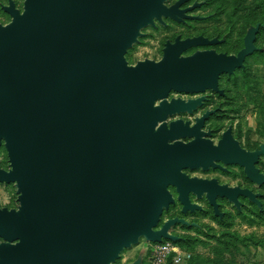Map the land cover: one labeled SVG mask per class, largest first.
<instances>
[{"label": "water", "instance_id": "95a60500", "mask_svg": "<svg viewBox=\"0 0 264 264\" xmlns=\"http://www.w3.org/2000/svg\"><path fill=\"white\" fill-rule=\"evenodd\" d=\"M184 0L12 1L11 22L0 23V147L11 169L0 180L15 182L20 206L0 208V264H112L141 236L176 240L173 218L155 229L164 208L201 209L189 192L207 198L221 214L217 195L240 207L238 195L261 206L250 189L216 179L191 177L184 167H245L264 182L255 166L261 149L247 152L229 128L217 145L201 135L206 112L192 128L169 114L195 108L201 99L167 100L172 90L219 92L221 74L244 65L256 50L259 24L237 54L214 50L181 56L202 37L168 42L160 60L129 65L124 53L140 29L162 15L182 20ZM161 99L158 105L156 100ZM159 121H163L158 127ZM196 135L188 143L180 135ZM170 140H174L170 142Z\"/></svg>", "mask_w": 264, "mask_h": 264}, {"label": "rangeland", "instance_id": "374dc122", "mask_svg": "<svg viewBox=\"0 0 264 264\" xmlns=\"http://www.w3.org/2000/svg\"><path fill=\"white\" fill-rule=\"evenodd\" d=\"M10 1L15 4L14 0H9V4ZM174 1L164 0V4L168 5ZM19 2L23 11L25 0ZM187 2L192 4L185 9L190 13L186 20L184 17L182 20L170 17L173 21L154 17L153 23L140 29V35L124 53L125 59L129 65H136L146 59L160 60L170 40L199 33L205 34L198 36L203 38V42L187 47L181 52V56H190L197 51L205 50L234 53L242 46L243 35L250 24L258 22L248 29L249 31L259 24L255 37L256 50L245 58L242 67H237L232 73L221 74L219 83L225 91L221 89L222 92L219 93L225 96H217L211 100L210 104L219 108L214 109L209 106L208 111H214L215 115L207 126L216 128L217 133L226 128H233L234 134L243 145L255 148L253 151L259 150L264 144V28L260 30V26L264 25V0H184L182 3ZM4 5L7 6V1L0 0V23L7 24L11 22L12 16L5 10ZM158 22L161 26L157 25ZM211 35L216 37L210 39L208 36ZM209 92L205 90L191 95H199L197 99L200 98L202 101ZM182 94L185 93L172 90L169 97L174 98ZM156 102L159 103L160 99ZM182 114L180 112L172 114L167 121ZM205 133L211 137L210 130L205 129ZM217 133L214 138L217 137ZM220 162L217 163L216 168L225 169V166L232 164L228 167L238 170L233 165L237 163H226L222 160ZM255 166L264 173V152L259 156ZM0 167L11 169L4 145L0 147ZM210 167L211 165L208 168L186 167L183 171L191 177L220 176L222 180H229L235 184L234 187L242 188L238 183L245 182L243 177L233 178ZM168 188L171 193L179 196L175 186L170 185ZM252 188L254 190L252 192L260 199L261 206L249 197L256 205L249 202L246 208H241L240 215H236L232 202H226L225 210L230 212L231 216L224 221L212 213L202 199L203 194L198 196L192 192L195 203L199 206L203 205L206 210L196 213L195 210H190L193 213H188L189 210L182 209L183 216L178 218L179 220L168 230L171 235L175 236L176 233L184 236L185 239L181 240L179 236H175L176 240L163 238L161 241H153L141 236L136 243L125 247L112 264H264V182L255 181ZM18 198L16 183L0 180V207L18 209L20 206ZM234 204L236 205L235 202ZM241 205L240 203V207ZM236 207L240 208L237 205ZM171 212L169 207H165L159 222ZM219 215L221 216L222 213ZM191 220L196 221L198 225L191 223Z\"/></svg>", "mask_w": 264, "mask_h": 264}, {"label": "flooded vegetation", "instance_id": "af4514ba", "mask_svg": "<svg viewBox=\"0 0 264 264\" xmlns=\"http://www.w3.org/2000/svg\"><path fill=\"white\" fill-rule=\"evenodd\" d=\"M7 1V6L9 5V0H6ZM15 1V7L17 8V9H19V10H22V6H21V4H20V2H19V0H14ZM179 0H175L174 2H171V3H169L168 5H166L168 8H170V7H172L174 4H176L177 2H178ZM192 3H189V2H187V3H182L181 5H179V9H186V8H188V6H190ZM2 6H3V4H2ZM5 6V5H4ZM186 15H190V13H189V11H186ZM162 18L164 19V20H168V21H173L172 20V18H170V16H165V15H162ZM184 19L186 20V17H184ZM189 20H191V19H189ZM176 22V21H175ZM258 23V22H257ZM257 23H255V24H250V26L249 27H251V26H253V25H256ZM157 25H159V26H161L160 25V23L158 22V24ZM249 27H248V29H249ZM262 28H264V25H261L260 26V30L262 29ZM248 29L246 30V32H245V34L243 35V44H242V46L240 47V49H238L236 52H234V53H228V52H223V53H227V54H237L243 47H244V38H245V36H246V34H247V31H248ZM260 32V31H259ZM199 35H201V36H205V34L204 33H199V34H191V35H188V36H186V37H181L180 39L181 40H185V39H188V38H194V37H198ZM210 39H212V38H214V37H216V35L215 36H213V35H211V36H208ZM168 41V40H167ZM176 41V37L173 39V40H170V43H174ZM166 43V42H165ZM254 44L256 45V41H254ZM205 49V48H204ZM218 53H221L222 51H217ZM245 61V60H244ZM219 88L220 89H223L224 91H225V89L224 88H222L221 86H220V83H219ZM206 90H209L210 92L206 95V97L201 101V103H197V105H196V107L195 108H192L191 110H189V109H183V110H180V111H176V112H173V113H171V114H169L168 115V117L165 119V122L168 124V126H170V124H171V122L172 121H178V120H181L182 121V123L184 124V125H186V126H188L189 128H192L195 124H197V122H198V120L200 119V118H202L203 117V115L206 113V112H208V110L210 109L209 108V106H212L211 104H210V102H211V100L214 98V97H217V96H225V95H223V94H221V93H219V91H217V90H215V89H213V88H208V89H206ZM214 92V93H213ZM171 93V92H170ZM170 93H169V95H170ZM185 94H182V95H176L174 98L173 97H169V95H168V97H167V100L168 101H171L172 99H181V100H183V101H185V102H188L189 100H192V99H197V97H200L199 95H196V96H194V95H191V92H184ZM160 101H161V99H160ZM160 103V102H159ZM158 102H155V105H158L159 104ZM212 108H219V107H213L212 106ZM195 111H196V113H195ZM183 113L181 116H177L175 119H173V120H171V121H167L168 120V118H169V116L170 115H172V114H175V113ZM214 112V111H213ZM210 113L209 114V116L207 117V118H205L204 119V121H203V124L200 126V130L201 131H203V132H205V129L206 130H210L211 131V137H210V135L209 136H207L206 134H204V135H201L203 138H205V139H210L212 142H213V144H215V145H217L218 143H219V141L222 139V137H223V134H224V132L226 131V130H228L229 128H226V129H224V130H222L220 133H217V129L216 128H214V127H212V126H207L208 125V123H209V121H210V119L212 118V116H214L215 115V113ZM163 121H159V123H158V125H157V127L162 123ZM207 127V128H206ZM231 129V135L233 136V138L235 139V140H237L238 142H239V145H240V147L241 148H243V149H245L247 152H253V150H255V148H250V147H247V146H245V145H243L242 144V142H241V140H239V138L234 134V131H233V128H230ZM216 133H217V137L216 138H214L213 136H216ZM195 137H196V135H188V134H186V135H180L179 136V138H177L176 140H180V141H182V142H184V143H188V142H190V141H192L193 139H195ZM174 140H170V142H173ZM218 162H220V160H217L216 161V163H218ZM221 163V162H220ZM229 165H232V164H229ZM228 165V166H229ZM233 165H235L236 167H237V171L236 170H234V169H230L228 166H225V169H221V168H213L212 167V165H211V167H210V169H213V170H218V171H220V172H222V174H226V175H228V176H231V177H237V178H241V177H243L244 179H245V182H243V183H241V184H239L238 183V185L240 186V187H242V188H248V189H250L251 191L253 190V188H252V185L253 184H255V181H253V180H251L248 176H247V174H246V172H245V167L244 166H242V165H240V164H233ZM0 168H2V167H0ZM184 168H186V167H184ZM2 169H4V168H2ZM6 170V169H5ZM182 171H183V168H182ZM204 171V170H203ZM184 172V171H183ZM186 172V171H185ZM186 174L187 175H189L187 172H186ZM189 176H191V175H189ZM199 178H201V177H199ZM203 178H205V179H216L217 180V182L219 183V184H221V185H223V184H225V183H228L227 185L229 186V187H234L235 186V184H232L229 180H227V181H224V180H222L221 178H220V176H211V177H203ZM254 191V190H253ZM172 195H173V197H174V199H175V201L173 202V203H171L170 205L171 206H169V210H172V212L167 216V217H165V219H161V221L159 222V225H158V227L156 228V229H159V228H161L164 224H165V222H166V220H169V219H172V218H180V217H182L183 216V214L181 213L182 212V209H183V207H184V204L180 201V200H178V195L177 194H175L174 195V193H172ZM207 192H204L203 193V197H202V199L203 200H205V203H206V205L210 208V210L212 211V213L217 217H219V219L221 220V221H224L227 217H229V216H231L230 215V212H228L227 210H225L226 208H225V205H226V202H232V204L234 205H232L233 206V208L236 210V215H240V211H242V207L243 208H246L247 206H248V203L249 202H252V203H254L253 201H251V199L248 197V196H245V195H242V194H240V195H238V200H239V202L242 204L241 205V207L240 208H237L236 207V205L234 204V202L233 201H230V199L228 198V197H226V196H221V195H217V197H216V201H217V203H218V205H219V211L222 213V215L220 216L219 214H217L216 212H215V209H214V206L210 203V201H209V199H207ZM195 196H194V193H192V191L191 192H189V199H190V201H191V203H195L196 201L193 199ZM201 199V198H200ZM196 204V203H195ZM255 204V203H254ZM256 205V204H255ZM202 206V209H196L195 211H194V213H196V212H198V211H204V210H206L204 207H203V205H201ZM1 208V207H0ZM3 208V207H2ZM8 208V207H7ZM9 209H11V208H9ZM189 211H188V213H193V212H191L190 210L191 209H188ZM187 213V214H188ZM191 223H195L196 225H198V223L196 222V221H194V220H191L190 221ZM174 226H176V225H174ZM172 227H170V229H171ZM175 236H179V238L181 239V240H183V239H185V237L184 236H181V235H178V234H174ZM3 242V238L2 237H0V243H2Z\"/></svg>", "mask_w": 264, "mask_h": 264}]
</instances>
